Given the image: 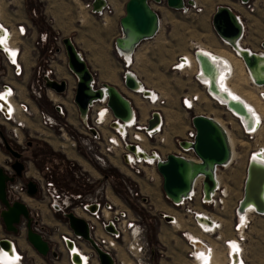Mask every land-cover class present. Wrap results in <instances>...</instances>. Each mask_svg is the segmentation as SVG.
<instances>
[{
    "label": "built area",
    "instance_id": "obj_1",
    "mask_svg": "<svg viewBox=\"0 0 264 264\" xmlns=\"http://www.w3.org/2000/svg\"><path fill=\"white\" fill-rule=\"evenodd\" d=\"M80 1L83 10L99 17L104 22L106 21L105 18L113 11L111 0H103V3L99 7H94V2L97 0ZM236 1L249 13L264 10V0ZM150 4L155 10L161 6L166 7L164 0L158 2L151 1ZM197 8L198 4L193 0L192 5L185 4L180 10L183 13H188ZM30 16L31 18L37 16V11L32 9ZM4 33V43L0 44V71L2 72L0 74V95H5V99H0V147L3 146V139H5L9 143L11 142L12 146L25 150L33 138L39 139L38 137L41 136L42 132L39 131V126L44 129H50L61 147L67 145L76 151H82L92 164V168L98 172V175L101 170L104 171L108 167L118 169L124 167L134 176H141L147 182L159 176L156 165L159 161L164 160L168 154L161 151V146L166 145L168 139L167 119L162 107L164 98L160 92L148 87L146 84H144L145 88L142 89L138 88V85L134 87L126 86L127 74H132L139 83L142 81L134 69V49L132 51L121 50L115 44L116 38L114 39L113 46L121 68L120 80L122 89L119 88L118 90L131 105V115L126 119L113 114L108 105L109 94L108 86L106 85L108 83L95 81L94 75L90 81V87L93 90L99 88L102 95L92 98L88 103L87 112L81 114L73 103L76 76L69 72L68 67L64 69V72L71 76L73 80L70 104L74 107L77 124L70 126L67 121V106L64 101L68 97L70 78H65L66 76L60 78V74L56 73L55 62L57 60L56 50L58 48L54 50L55 45L51 48L48 56L37 67L36 78L34 81L29 82L25 79L23 61L24 39L28 36L25 24H17L15 29H12L0 22V38L4 36ZM45 38L46 36L43 35V39ZM221 40L228 50L234 48L227 40ZM59 43L58 38L56 45H59ZM195 52H198V50L196 49ZM194 53L192 57V68H195L193 79L198 85L199 91H188L183 94L181 99L183 110H193L196 103L201 99V92L204 94V97L207 96L206 98L221 107L224 115H228L232 119L239 118L241 115L233 108L225 106L224 103L218 101V98L210 90L209 86L208 88H204V73ZM126 55H129L128 59ZM237 56L243 60L240 53H237ZM184 58L183 55H179L177 60L171 65V69L188 74L190 68L185 66L186 64L182 61ZM186 67H188V70ZM246 69L248 71L249 68L246 66ZM52 78L67 81V88L64 93H57L54 89L46 86L47 80ZM11 79L17 80L23 86V90L31 99L32 104L37 103L41 107L44 103H50L53 111L47 112L41 110L35 112L30 102L20 98L21 90L11 82ZM250 84L261 89H257L256 92L261 102L264 103V84H258L255 80H251ZM153 92L155 97H152ZM195 93H198V95ZM190 103H192V108ZM238 126L241 134L244 137L253 139V141L261 133V131L256 133V131H252L239 124ZM67 127L71 128L70 133ZM262 128L263 124L261 125V130ZM194 137L195 129L190 120L189 128L185 130L183 137L171 141L174 150L169 153L199 162L200 160L197 158L192 147ZM181 141H185L186 145H181ZM259 146L258 143H254L243 154L244 174L250 159H248L249 154L252 156ZM237 159H240V156L232 158L231 155L228 163L216 167L215 187L210 191L209 196L206 195L202 187L203 174L197 176L190 193L179 201H172L163 195L169 206L167 210L158 212V218L160 221H166L174 227L185 239L187 246L186 258L188 260L186 264H220V262L222 264H247L245 252L248 232L253 218L255 216L264 217V212L258 211L255 207L254 210L249 211L248 206L241 209L242 196L241 198L239 196L232 206V230L234 235L229 238H223L221 233L223 230L222 220L226 217L224 212L230 199L229 186L231 178L226 177L220 170L227 169L231 165L236 164ZM10 161L8 157L5 161L6 165L2 166L9 175L14 174L13 169L9 166ZM69 164L71 166L75 165L71 161H69ZM78 168L79 170L75 171L74 175L75 178L79 179L80 184H78L74 191H59L51 182H46L45 184L41 182L40 184L37 183L39 190L41 189L40 191L45 195L44 198H46V204L49 206V209L53 213L61 214L64 217L67 212H72L77 216L83 217L89 224L91 237L103 251L112 257L113 264H156L154 254L160 253L161 250L152 247L147 238V227L144 222L140 221L139 216L132 213L130 208L122 206L120 203L117 204L108 197L107 186L110 185L109 187H111L112 185L107 179L99 183L98 186L85 190V186H91L99 177L93 178L92 173L85 172L80 167ZM27 172H25L26 179H28ZM49 172L50 169L48 168L45 171H37L39 178L44 180ZM86 174H88L87 177H85ZM216 174H218L219 179L216 178ZM22 179L7 182V196L11 201L23 200L29 206L30 202H26L23 197H27L31 201H34V198L27 195L26 183ZM123 183L125 191L130 196H138V192L133 189L131 184L126 181ZM242 189L243 183L241 192ZM140 194L142 197L138 199V204L141 207H145V203L148 202L147 196L141 190ZM76 210H80L82 214L79 215ZM30 215L33 221V229L41 233L55 247L49 240L54 233L47 231V224L44 222L42 215L37 210H31V208ZM61 225L65 226L66 230L60 231L58 228L59 245L55 248H57L60 255L65 256L67 264H83L82 258L85 259V264H99L94 250L90 247L87 250L82 246L81 242L83 240L69 229L67 222H62ZM109 225L113 227L112 231L107 230ZM188 226L194 227L195 231L188 229ZM25 231L26 220L23 219L19 226V233L22 234ZM199 234L208 236L216 244L214 245L208 240H202ZM1 238H6L16 248L17 258H14L12 261H15L17 264H26L23 251L19 248L17 239L10 236H1ZM69 242L73 247L79 249V253L76 254L77 257L73 254V248L68 245ZM10 251V248L0 245V264H4L1 260V255H7Z\"/></svg>",
    "mask_w": 264,
    "mask_h": 264
},
{
    "label": "rangeland",
    "instance_id": "obj_2",
    "mask_svg": "<svg viewBox=\"0 0 264 264\" xmlns=\"http://www.w3.org/2000/svg\"><path fill=\"white\" fill-rule=\"evenodd\" d=\"M197 2L198 8L188 12L187 15L181 10H166L164 15L166 23L164 24L159 37L152 41L143 42L144 46L141 50L143 53L139 56V68L135 69V71L138 72L139 78L142 79L146 85L149 84L150 86L157 87L155 90L160 92L164 98L162 107L167 119V136L169 140L171 139L170 142L183 137L185 130L189 128L191 116L194 114H206L217 118L230 130L232 137L234 136V142L236 141L234 143L237 152L236 157L240 156V159H237L236 164L231 165V167L220 170L226 177L231 178L229 189L230 197L232 196V198L229 199L228 206L224 212L227 217L230 201H234L239 195L240 198L242 196V183H244L246 177V172L244 174L243 170V154H245L248 148L253 146L254 143L260 145L256 150L264 148V116H262L263 128L260 130L261 133L257 135L256 140L253 141V139L244 137L241 134L238 126V124H241L238 119H232L228 115H224L222 113V108L206 98L207 96H203L202 100H204V102L200 99L193 110H183L181 106L183 94L188 91L191 92L194 89L196 91L197 89L195 84L191 81V77L186 73L173 71L171 69V63H174V61L177 60V57L179 56L177 54L183 52L187 45L190 46V42L195 41L199 42L197 49L207 48L217 55L224 53L227 55L232 54L238 59L232 49L228 50L224 47L212 49L209 46H206L218 45L217 35L212 28L211 17L216 7L221 4L233 6L237 11V15H239L244 21L245 30L243 33V45L254 52H262V50L260 51V44L264 41V10H257L255 13H249L244 10L236 0H197ZM25 6L29 17H31L32 9L37 11V16L33 17V21L37 28H48L46 23H44V18L46 17L45 14L49 16L52 14L56 19L57 28H59L58 36L60 43L59 45L55 44L54 46V50L58 48V50H56L57 60L55 63L58 64L60 68L62 67L63 71L64 69H67V57L62 38L70 37L75 41L78 50L87 58L95 76L98 74H104L102 77H108L112 74V71L115 70L116 72V69L121 74L120 64L117 60L118 58L112 48L114 39L119 35L117 16L109 14L105 18V22L99 17L90 16L82 9V3L80 0H47L41 3L36 0H25ZM157 10H161V8H157ZM49 37V42L52 43L53 40L51 34ZM187 55L190 54H183L184 57ZM242 64V67L240 64L238 65V72H236L234 78L232 77L230 85L236 89L239 94L244 95L249 101L264 110V103L261 102L259 95L256 92L259 88L250 84L251 80L243 61ZM107 67L110 68V72H108ZM193 70V68L190 69V71ZM1 73L2 72L0 71V74ZM66 75L68 74L63 72V74H60V78ZM69 78L70 89L68 97L64 100L67 108L70 106V98L72 95L71 86L73 83L71 76H69ZM116 85H119V88L122 89L121 80L118 77ZM43 105L47 107L46 103ZM67 130L69 133L71 132L70 127H67ZM170 142L161 146V151L166 154L172 152L174 146ZM31 146L34 148L29 150L30 152L24 150L25 156L29 157V161L27 162V165L29 166L27 172L28 179H34L35 182L39 184L40 182L44 184L46 182H51L57 189L60 187V189H64L66 192L74 191L78 184H80L79 179L75 178L74 175L75 171L79 170V168L76 165L71 166L64 155L58 151H54L50 145L41 142L37 138L31 140ZM40 151L46 153V158L43 157V159H46V161L49 162L48 164L50 167H52L50 172L47 173L45 180L39 178L36 168L42 167L44 160L39 159L34 166L30 159L32 154H36ZM250 155L251 154H249L248 159ZM8 157L9 156L4 147H0V166L6 165L5 161ZM97 173V171L92 170L93 178L99 177V179H96L91 186H85L84 189L88 190L94 186H98L99 183H102L107 179L112 185L111 187H109L110 185L107 186L108 197L112 198L114 202L116 201L117 204L120 203L122 206L130 208L132 213L139 216L140 221L144 222L147 227V238L153 248L160 249L158 238L167 239L172 237L173 241H178V235L173 232L172 228L158 218V210H167L169 206V203L166 201L161 190L162 180L160 176H156L154 180L147 182L143 180L141 176H134L124 167L119 169L108 167L104 171L101 170L99 175ZM87 176L88 174L85 175V177ZM22 181L26 183L27 179L23 177ZM124 181L132 185L133 189L138 192V196L132 197L125 191ZM63 184L66 185L62 186ZM40 190L34 197V201L29 200V207L31 210L35 211L37 210V206L41 209L44 216H49L50 220L42 216L44 222L47 223V231L57 233L58 228L60 230L62 227L61 223L65 222V217L61 214L53 213L48 209V206H46V198H44L45 195H43ZM140 190L148 199V202L145 203V207H141L138 204V199L142 197ZM249 198L252 202L254 201L253 196L250 194ZM230 206H232V204ZM1 208L2 206L0 205V210ZM2 233H6V231L0 218V234ZM11 235L21 244L23 243V255L26 264H66V258L62 254L57 259L38 255L26 241L25 233ZM81 243L84 248L87 250L90 249L86 242L82 241ZM247 247L249 256L253 260V264H264V217L256 216L253 219L248 232ZM179 252L180 249H177L174 252L175 256L178 255ZM154 259L156 263L158 260L157 253L154 254Z\"/></svg>",
    "mask_w": 264,
    "mask_h": 264
},
{
    "label": "water",
    "instance_id": "obj_3",
    "mask_svg": "<svg viewBox=\"0 0 264 264\" xmlns=\"http://www.w3.org/2000/svg\"><path fill=\"white\" fill-rule=\"evenodd\" d=\"M151 1L161 0H127L125 3V14L119 19L120 35L116 37L115 44L124 51H132L142 41L151 38L159 29V14L152 8ZM169 9L180 10L182 7L192 5L193 0H164ZM103 0L94 2V7H99ZM211 24L215 34L227 40L232 46L243 37L244 29L238 16L227 5H219L212 14ZM131 37L132 43L127 44L126 37ZM62 43L67 57V67L69 72L76 76V84L73 92V103L81 114L87 112L88 103L92 98L100 97L101 90L91 89L90 81L93 79V73L89 68L81 52L77 49L75 42L70 37L62 38ZM264 51V41L260 44ZM199 61L201 69L205 75L208 72L205 62L194 53ZM246 66L251 69L254 66L255 53L241 54ZM258 84H264V80H255ZM138 80L132 75L127 74L126 86L134 87L138 85ZM108 86V105L114 115L126 119L131 115V105L129 101L121 94L118 88L112 84ZM46 86L54 89L57 93H64L67 88L66 80L49 79ZM235 111L236 106L229 105ZM238 111V110H237ZM191 124L195 129V137L192 147L199 162L188 160L180 155L168 153L164 160L156 165V170L161 177V190L163 195L172 201H179L182 197L188 195L192 190L193 183L199 174L204 175L203 190L207 196L215 187V169L217 166L226 164L231 159V148L225 131L211 117L204 114H194L191 116ZM181 145H186L181 141ZM3 146L10 158L9 166L14 174L9 175L5 169L0 166V218L4 229L10 234H18L19 226L23 219L26 220L25 239L33 250L42 257H51L57 259L60 256L57 248L43 235L35 231L32 227V218L30 208L23 200H10L7 196V182H14L17 179L25 177V166L29 157L25 156L24 149L12 146L7 140L3 139ZM254 171V172H253ZM256 182V183H255ZM264 189V172L253 167L252 160L249 159L246 167V177L243 183L242 199L240 208L243 204L251 201L249 194L253 196L254 201L250 203L258 211L263 210V205L258 200L259 188ZM26 193L29 197H35L38 193V185L34 179H27ZM263 196V193L261 194ZM94 209V208H92ZM168 219V217H167ZM65 221L69 229L79 235L91 249L96 253L99 264H113L112 257L103 251L93 240L89 231L88 222L72 212L65 214ZM107 230L112 231L113 227L109 225ZM0 245L9 248V241L6 238L0 239ZM68 245L71 247V243Z\"/></svg>",
    "mask_w": 264,
    "mask_h": 264
},
{
    "label": "crops",
    "instance_id": "obj_4",
    "mask_svg": "<svg viewBox=\"0 0 264 264\" xmlns=\"http://www.w3.org/2000/svg\"><path fill=\"white\" fill-rule=\"evenodd\" d=\"M36 1L41 3V2L47 1V0H36ZM126 1L127 0H111L112 6H113V11L111 12V15L117 16L118 22H119V19L125 14V3H126ZM195 1L198 4L197 0H195ZM221 5H227V4H221ZM227 6H229L233 10V12L237 15V11L235 10V8L233 6H231V5H227ZM160 8H161V10L156 9L158 14H159V29L154 36H152L151 38L146 39L144 41H152V40L157 39L159 37L163 27H164V24L166 23L164 15H165L166 10H168L169 8L163 7V6ZM2 10H3V12H2ZM85 12L87 14H89L90 16H94L87 11H85ZM0 13H1L0 15L3 17V18L0 17V22L4 26L15 29L17 24H25V26L28 30V36L24 39L25 44L23 47L24 48L23 61H24V67H25V79L29 82L34 81V79L37 76V67H39V65L42 64L44 58H46L48 56V53L50 52L51 48H53V46L56 44V40L59 38V36H58L59 35V28H57V21L52 14H50V16L45 14L46 17L44 18V23H46L48 28H37L34 21H33V18L29 17V15L27 13V9L25 6V0H2V1H0ZM184 14L187 15L188 13H184ZM239 18H240L242 25L244 27V30H245V23L241 19L240 16H239ZM118 27H119V24H118ZM119 31H120V29H119ZM50 34H51V37L53 40L52 43L49 42ZM43 35L46 36L45 39H43ZM217 40H218V45H214V46L206 45V46H209L212 49H219V48H223V47L225 48V44L222 42V40L218 36H217ZM144 41L140 42L134 49V55H135L134 69L139 68L138 67L139 59H140L139 56L143 53V52H141V50H142V47L144 46L143 45ZM198 44H199V42H196V41L190 42V46L187 45L186 48H184L183 52H181L177 55H183L185 53H189L193 57V53L197 49ZM112 48H113V51L115 53L114 46ZM77 49H78V47H77ZM197 50H199V49H197ZM81 54L83 55L82 52H81ZM83 58L86 60L89 68L92 71L91 65L88 62L87 58L84 55H83ZM172 64L173 63H171V65ZM116 68H119V67H116ZM135 72H136L137 76L139 77L138 72L137 71H135ZM92 73H93V71H92ZM116 74H117V77L120 78V72L117 69H116ZM93 75H94V73H93ZM188 75L191 77V81L195 84L196 89H197L196 91H199V87L193 79L194 70L189 71ZM102 76L103 75H99V74L96 76L94 75L95 81L106 82L107 77L104 78ZM11 82L21 90L20 98H22L23 100H26L27 102H30L32 107H33V110L35 112H38L41 110L47 111V112L53 111V107L50 103L47 104V107H45L44 105H42L40 107L37 103L32 104L29 96H27L25 94V92L23 90V86L17 80L11 79ZM106 83L112 84L119 89V85L117 86L115 82H106ZM147 85L150 86L149 84H147ZM150 87L157 89V87H154L152 85ZM194 91L195 90H193L191 92H194ZM200 95H201V97L204 96V94H202L201 92H200ZM66 115H67V119H68L67 120L68 124L70 126L77 124L75 110L71 104L67 108V114ZM38 128H39V131L42 132L41 136L38 137L39 138L38 140H40L43 143L50 145L52 147V149H54V151L60 152L62 155H64L66 157V159L68 161L73 162L76 166L83 169V171L92 173V170H94L92 168V164L86 158V156L82 153V151H76V150L68 147L67 145L66 146L64 145L63 147H61V145L59 144V141L56 140L55 136L53 135V133L50 129H48V128L44 129V128L39 127V126H38ZM56 145H57V147H56ZM32 148H34V147H32L31 143L29 142L28 147H26L25 150H26V152H28ZM43 157L46 158V153L44 151H40L36 154H32V157L30 159H31L32 164L34 165L37 163V161L39 159H43ZM48 163L49 162H47L45 159L43 161L42 167H36L37 171L38 170L39 171H45V168L50 166ZM65 185L66 184H63L62 186H65ZM58 189H59V191L64 190V189H60V187ZM74 190H76V188ZM230 198H232V196ZM235 200L230 201L229 207H228V216L223 218L224 222L222 221L223 222V229H224V231L222 230L223 238H226V237L229 238V237H232L234 235V232L232 230V216H233L232 206H233ZM231 204H232V206H230ZM46 206H48V205H46ZM36 209H37V212L39 214H41L43 217H46L47 219H49V216H44L43 212H41V209L39 207L36 206ZM48 209H49V206H48ZM158 211L159 212L163 211V209H159ZM163 222L167 226L172 228L173 232L178 235L179 239H178V241H175V240L173 241L172 237H169L167 239L166 238H162V239L158 238V245H159L161 252L157 253L158 254V260H157L156 264H186L188 260L186 258L187 246H186L185 239L181 236V233L179 231H177L174 227L169 225L166 221H163ZM61 226L62 227L60 228V231H65L66 230L65 226H63V225H61ZM182 227H183V222H182ZM187 228H190V230L192 229L191 231H195L194 227L188 226ZM1 236L14 237L11 234H9L7 231H6V233L0 234V237ZM203 236L204 235L199 234V237L202 240H208L212 244L213 243L216 244L208 236H206V237H203ZM49 240L55 245V247L56 246L58 247V245H59L58 233H54L51 236V239H49ZM18 245H19V248L22 251H24V248L19 241H18ZM177 249H180V252L178 255L175 256L174 252ZM59 250L61 251V248ZM245 259H246L247 264H253V260L251 259V257L249 256V253H248L247 243H246ZM66 264H67V261H66ZM220 264H222V263L220 262Z\"/></svg>",
    "mask_w": 264,
    "mask_h": 264
},
{
    "label": "bare ground",
    "instance_id": "obj_5",
    "mask_svg": "<svg viewBox=\"0 0 264 264\" xmlns=\"http://www.w3.org/2000/svg\"><path fill=\"white\" fill-rule=\"evenodd\" d=\"M2 12H3V10H2ZM0 17H2V16L0 15ZM126 38H127L126 41L128 42L127 44H129V42L131 44L132 43L131 37L128 36ZM2 39L3 40L5 39V33H4V36H2ZM242 41H243V37L240 40L236 41L235 44H234V46H233L234 48L232 49V51L235 53L236 56H237V53H240V54H243L244 52H247L249 54L255 53L254 66L251 69H248L247 72L249 74L250 80H264V51H262V52H254L250 48L245 47L243 45ZM198 53H199V56L205 62V66H206V68L208 70V72H206L205 75H203V79H205L204 80V85H205L204 87L205 88H208V86H209L210 90L218 98V101L220 103H224L225 106H229V105L236 106L237 107V110H238V111L236 110V112L241 115L239 118L237 117V119L240 122L241 126H243V127L245 126L246 128H248V129H250L252 131H256V133H258L261 130V125L263 124L262 116H264L263 115L264 114V110H262L260 107H258L255 104H253L244 95L239 94L236 91V89H234L230 85V83L232 81L231 80L232 77L234 78L236 76V72H238V70H237L238 69V65L240 64V66L242 67V65H243L242 64V61L243 60L239 56H237L238 57V59H237L232 54L231 55L230 54L227 55V54L224 53V54H218L217 55L215 53H212V51H210L207 48H205V49L199 48ZM128 56L129 55H126V58L127 59L129 58ZM106 60H108V59H106ZM182 61H184V63L186 64L185 66H188L190 69H192V67H193V61H192V56L191 55H187L184 58V60H182ZM188 67H186V69ZM55 69H56V73L57 74H63V72H64L63 69H62V67L60 68V66L58 64H56ZM109 69L110 68H108V72H110ZM193 69L195 70V68H193ZM66 76H67V78H69L68 75H66ZM104 78H106V76H104ZM106 80H107L106 82H115V83L117 82V75H116L115 70L112 71V74L110 76H108ZM207 83H208V85H207ZM222 85H223V87H222ZM144 86L145 85H144V82L143 81H141L138 84V88H140V89L145 88ZM263 89H264V86H263ZM154 92L152 93V97H155ZM196 94L198 95V93H196ZM0 96H3V95H0ZM233 96L238 97L239 100H234L232 98ZM3 99H5V97ZM55 99L58 100L57 97H55ZM201 99H203V97ZM205 101H206V99H205ZM202 102H204V100H202ZM190 106L192 108V103H190ZM249 109H251V112L249 111ZM260 114H262V115H260ZM212 118L225 131V133L227 135V138H228V141H229L230 148H231L232 158H234L236 156V153H237L236 150H235V144L234 143L236 141L234 142V138H233L234 136L232 137V134H231L230 130L228 128H226L224 126V124L220 120H218L217 118H214V117H212ZM170 140L167 139V144H168V142H170ZM56 147H57V145H56ZM249 158L252 160V164H253V167L254 168L259 169L262 172H264V148H259L258 150L255 151V153L252 156L250 155ZM216 178L219 179L218 174H216ZM262 193H263V196L261 195ZM258 194H259L258 200L263 205V210H264V189H263V187H260L259 188V193ZM111 197H113V196H111ZM24 198L25 197H23V199ZM250 203H252V201H249V202H247V203H245L243 205L244 206L248 205L249 211H252V210H254V206L251 205ZM76 212L79 215L82 214L80 210H76ZM188 229H190V228H188ZM223 231H224V229H223ZM203 237H206V236H203ZM22 245H23V243H22ZM8 246L11 249V251L7 255L6 254L1 255L2 262L4 264H17V263H15V261H12L14 258H17L16 257L17 256L16 248H15L14 244H10L9 243ZM71 248H73V254H74V256L77 257L76 254L79 253V249L77 247H73L72 245H71ZM81 260H82V263L85 264V259L82 258Z\"/></svg>",
    "mask_w": 264,
    "mask_h": 264
},
{
    "label": "flooded vegetation",
    "instance_id": "obj_6",
    "mask_svg": "<svg viewBox=\"0 0 264 264\" xmlns=\"http://www.w3.org/2000/svg\"><path fill=\"white\" fill-rule=\"evenodd\" d=\"M68 77H69V76H68ZM4 97H5V95H3V98H4ZM2 147H4V146H2ZM27 147H28V146H27ZM19 148H20V147H19ZM4 149H5V148H4ZM46 168L51 169L52 167L49 166V167H46ZM46 168H45V169H46ZM25 169L28 171L29 166L26 165V166H25ZM26 189H27V188H26ZM38 192H39V187H38ZM24 200H25L26 202H29V199H28L27 197H25Z\"/></svg>",
    "mask_w": 264,
    "mask_h": 264
},
{
    "label": "snow or ice",
    "instance_id": "obj_7",
    "mask_svg": "<svg viewBox=\"0 0 264 264\" xmlns=\"http://www.w3.org/2000/svg\"><path fill=\"white\" fill-rule=\"evenodd\" d=\"M4 43V40L2 39V38H0V44H3ZM13 55H15V53H13ZM222 87H223V85H222ZM226 90V89H225ZM234 100H239V98L238 97H236V96H233L232 97ZM0 99H3V96H0ZM249 111L251 112V109H249ZM114 143H115V141H114Z\"/></svg>",
    "mask_w": 264,
    "mask_h": 264
}]
</instances>
